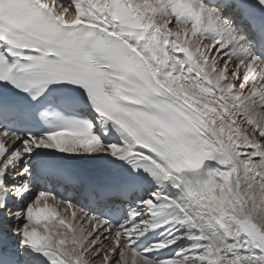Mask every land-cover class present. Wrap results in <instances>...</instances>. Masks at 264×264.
Returning a JSON list of instances; mask_svg holds the SVG:
<instances>
[{"label":"snow or ice","instance_id":"6c2138e0","mask_svg":"<svg viewBox=\"0 0 264 264\" xmlns=\"http://www.w3.org/2000/svg\"><path fill=\"white\" fill-rule=\"evenodd\" d=\"M0 264H264V0H0Z\"/></svg>","mask_w":264,"mask_h":264},{"label":"bare ground","instance_id":"6f19581e","mask_svg":"<svg viewBox=\"0 0 264 264\" xmlns=\"http://www.w3.org/2000/svg\"><path fill=\"white\" fill-rule=\"evenodd\" d=\"M51 202V201H50ZM54 206H57V205H54ZM58 207V206H57ZM58 208H61V207H58ZM61 215H65V213L63 211H61ZM67 218L70 219L71 216H70V212L67 214ZM85 227H87V225H85Z\"/></svg>","mask_w":264,"mask_h":264}]
</instances>
